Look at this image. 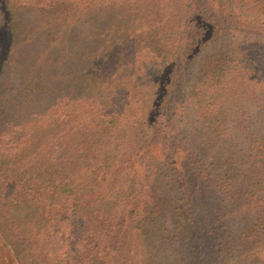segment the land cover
I'll return each mask as SVG.
<instances>
[{
	"label": "trees",
	"instance_id": "1",
	"mask_svg": "<svg viewBox=\"0 0 264 264\" xmlns=\"http://www.w3.org/2000/svg\"><path fill=\"white\" fill-rule=\"evenodd\" d=\"M24 6L52 71L0 102V264H264V0H0L2 39Z\"/></svg>",
	"mask_w": 264,
	"mask_h": 264
},
{
	"label": "rangeland",
	"instance_id": "2",
	"mask_svg": "<svg viewBox=\"0 0 264 264\" xmlns=\"http://www.w3.org/2000/svg\"><path fill=\"white\" fill-rule=\"evenodd\" d=\"M23 8L25 10L20 16V21H24L25 23L28 22V28L16 31L14 34L12 33V36L8 34L5 39H2L0 36V52L7 46L5 50L1 52H5V55L2 57V62L0 60V102H2V104L16 100L14 95L19 93V87L23 88L26 85L31 86L36 83L37 80L41 81L43 79V77L40 76L41 71L44 76L46 75L43 71H52L51 60L47 61L45 59L48 56L52 57L53 52L50 50L45 51V47L42 44L43 32L40 31V28L36 31L33 27L34 25L40 26V23H43L41 22L43 19L41 11H37L34 7L30 6H24ZM69 45V48L72 49L71 44ZM11 48L13 49V66H15V69H12L11 75L8 76L4 68L5 63L3 59L6 56L7 50ZM30 70L31 72H29ZM32 75H39V78H34L32 83H30V77H35ZM48 99H50V97ZM46 102L47 96L41 93L40 100L33 102V104L37 105H31L27 108V111H41ZM204 192L207 193V198L212 205L216 203L209 188L205 187ZM212 205L211 207L213 208ZM215 213L216 214L213 213V217H216V215L222 213V211L218 213L215 211ZM197 217L196 214V218ZM210 223V226L207 228H212L216 220L213 218ZM196 241L198 243L195 242L196 245L192 248L190 247L194 255L184 252V249H180L176 241L171 244L159 245L157 251H155V255L153 257L150 256V259L148 258V264H207L206 246H209L207 245L208 242L206 239L200 240L198 237H196ZM193 242L192 240V243ZM148 249H150V247Z\"/></svg>",
	"mask_w": 264,
	"mask_h": 264
}]
</instances>
